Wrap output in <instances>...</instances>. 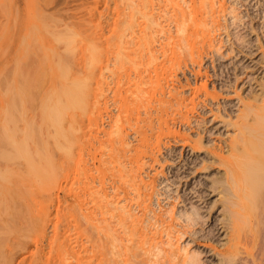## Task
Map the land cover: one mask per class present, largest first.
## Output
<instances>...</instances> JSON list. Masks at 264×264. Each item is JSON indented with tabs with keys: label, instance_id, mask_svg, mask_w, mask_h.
<instances>
[{
	"label": "rangeland",
	"instance_id": "obj_1",
	"mask_svg": "<svg viewBox=\"0 0 264 264\" xmlns=\"http://www.w3.org/2000/svg\"><path fill=\"white\" fill-rule=\"evenodd\" d=\"M185 1H188L186 4L189 5V3H191L190 5H192L191 0H185ZM222 3L225 5V8L224 11L222 10L221 12L218 11L219 15L216 14L215 17L217 19L216 18L215 19L216 21L217 20L218 21L217 22L213 21L210 22L209 24V27L212 25V28L210 27L212 30L215 29L214 31L215 36L217 37L216 45L218 49L220 48L219 49L220 51L218 50V52L215 53L213 51V53H210L209 55L205 56L201 64L200 63L193 64L190 58L186 59L189 57L188 56L189 54L187 53L186 55L187 57H185V60L188 62H185V64L183 63L182 68L181 69L177 68V71H175L176 69L173 68L172 72L170 73L169 68L171 69L170 66L172 65H170L171 61L169 60L168 62L167 59L168 58L171 59V57L174 58L173 54L175 52L174 53L172 52L176 50L174 44L169 42V41L172 42L173 40L168 39L169 40L168 41L166 39L168 35L166 34L167 32H171V29H175L176 21H172L170 19V21L168 22L167 19H169L170 17H173L172 19L175 18V14H173V11L175 9L174 7L172 8L171 7L168 8V6L164 7L163 5L165 3H163L162 7L164 8L159 10L158 9L159 5H158L157 8L155 7L154 10L155 11L154 13H156V15L160 14L157 12L159 11L162 12L163 16L161 19L163 20L164 18L165 21L168 23L166 22L164 23V20L161 21V23L163 22L165 24L164 27L162 23L164 28H169L166 29L167 31L165 30L166 37H164V34L163 35L158 34L160 36L157 35L159 38L158 39L156 38L157 40H156L155 49L156 51L159 50L157 52V54L159 55V56L157 55V57L160 59L157 62L159 66L158 65L156 66V64L153 66L150 65L149 67L145 65L148 67V69L147 67L143 66L139 70L138 69L134 70V68H132L133 65L131 67L128 64L127 65L128 67L127 68L125 67V71H123L124 68L122 69L120 68L121 69L120 71H122L120 73L119 69L116 70V68H114V66L112 65L113 62L115 61V59L112 57L114 56L116 58L115 55L117 50L115 45L117 43H115V40H112L113 38L112 39L110 38L112 37V33H110V31L114 30L113 27L114 25L112 26V24L116 22V18H117L116 17L117 13H115L116 7L114 6L116 4L115 0H89V1L88 0H0V175H1L0 176V191H1L0 192V264H58V262L60 264L61 254L63 253V251H61L63 249L60 250V248H62L63 246L60 245L59 247V242L62 241L63 234H65V232L68 231L66 230L67 227H65L67 220H69L68 216L71 214L73 210L74 211H76V209L78 210L79 207L78 204H80V201L74 195L75 194L74 192H77V186L74 182L76 181L77 183L78 174L75 173L77 171V169L75 171L76 166L72 167L75 164L71 162L72 164H74L71 166L69 162L67 163L65 161L64 155H62V151L60 150V147L61 149L63 147V143H62L63 138L60 132L58 133L56 132L60 130L58 126L60 122H58V120L57 122L56 120L55 122H53L54 120L51 121L49 117L50 111H48L47 109H48V104L51 103V101H55L57 99L62 87V82H64V76H63L64 69L61 60V54L64 52L71 53L70 51L72 49L73 50L76 49L75 51L78 53L79 50H81L80 48L82 47L78 46L77 43H79L83 38L84 40L82 39L83 41L82 43L88 44L89 43L88 40L91 38L89 36L93 32V30H97V31L99 30L100 34L102 32L106 34L107 37L105 36L104 33H102L103 35V37H101L102 41L98 39L99 41L96 40V43L97 42L99 43V45L102 47L101 50L103 49L102 50L103 52L106 51L104 52V54L107 57L106 56L103 57L104 58L106 57L107 59L102 58V60L104 59L105 61L104 63L107 62L106 63L107 65L108 63H110L111 65L109 64V66H112L110 67V70H113V72L112 71L110 72V70L103 71L104 73L102 77L104 79L103 82H105L104 88L106 87L105 89L106 95L104 94L105 97H103L105 100L104 99L102 100L104 103L103 102L101 103L100 119L102 121L99 123L100 125L98 127L99 130L97 129L96 133L93 134L92 136V137L95 136L94 139L91 137V139L94 140L93 143L91 139L87 143L89 145L91 143L92 146L91 152L89 151L90 150L89 148H91V146L89 147V145L87 146L88 148L86 152L88 153L90 152L91 154V155L87 154L89 155L87 156V159L89 160V164H90V165L88 164V167H90V169H92L93 167L92 170L94 171L92 172L95 173V174L93 173L95 175V180L97 179L96 187L99 184L101 186L99 185L97 188L100 187L102 188V186L103 187L107 186L106 192L111 193L112 190L110 188L114 187L112 185L111 180L120 179L116 177L118 174L116 175L114 173L113 174L108 173L107 177H104L106 180V182L104 183L108 182L106 185L101 181L104 180V178L102 179L103 176L102 175H101L102 177L100 176L101 174L100 170L103 167L102 161L108 158L105 156L106 155L108 156V154H110L108 152H111L110 150H108L109 147L111 149L112 148L111 145H113L114 143L113 141L117 139V137L115 136V131H116L115 128L123 125L124 133H126L125 131H127V134L131 133L130 135L124 134L128 137L127 138L125 136V138L131 141L130 144L132 146L133 152L130 155L135 157L136 154L135 158H137V156L139 157L138 161H135L136 159L134 158L133 160V162L135 161L133 163L134 165L130 161H128V159H126L124 164L125 165L128 164L126 165L128 169L134 166L133 167L134 171L138 172L139 179L140 177H142V179L146 180L147 182H151V181L153 182V188L148 192L150 196L148 201L149 204L151 203V207H153V209L155 208L156 212L159 214H164L165 212L167 213L166 209H168L169 211L170 208H173V211L172 209H170V211L172 212L169 214L170 217L166 215L165 218L167 217L168 218L167 219L164 218V219L168 221V223L169 221L173 224L175 223V225L179 222H180L179 225H181V221L177 219V217H179L180 215H184L186 212L189 213L191 212L193 213L194 211L198 213L200 212L199 214L201 216L195 222L196 224L199 221L198 223L200 225L197 223L198 225L197 224L194 225L193 226L194 228L192 229L189 228L190 231L179 229L181 227L178 224L176 225L177 227L175 229H178V231L179 230L185 232L187 231L186 232L187 234L182 236L180 240L178 239L179 237H177L176 239H178V241L175 242L177 243L179 242L178 246L180 245L181 247L182 245L184 247L188 246L187 247L188 252L199 251L200 253H202L201 255L199 254L201 257L200 264H216L217 257L214 256L213 252H211L209 248L207 249V246L211 244L213 246L216 245V242L214 241L215 243L214 244L212 240L217 239L218 236L214 235L215 231L212 232V229L215 228L216 219L220 217V212L222 210V207L220 205H222L221 199L223 197L219 199L220 196H218V194L214 193L215 194L214 196L213 194L209 193L210 189L208 188V184L210 185L209 181H211V179L207 180V178L212 175H215L214 179L216 178L220 179V177L224 178L223 174H225V167L224 168L221 167L222 165L218 163V158L212 156L209 149H207L206 147L201 149L199 147L198 149H196L198 151L193 152L188 147L182 148V144H184L185 141H190L191 144L193 143L192 145L198 147L201 146V144H198L201 138L205 143H208V141L212 140L209 144L212 145L213 147H219L225 142H228L229 140L228 136H230V134L233 132V128L226 127L227 123L225 124L224 121H226L227 119L225 120L224 116H226V113L228 114L232 112L234 116V113L237 110V107L234 104H237L238 100L240 98H245L246 95L247 97H250V99L251 98L253 99L254 98L253 96H255L254 94L256 95L259 94L261 83L262 82L264 83V69L262 70V68H264L263 51L257 52L256 53L257 56H255L256 58L254 60L246 58L244 63H241V65H239L241 61L240 59L244 57L241 53V50L244 51L247 50V45L246 43L245 44L243 43L242 38L247 36L248 33L249 34L251 33V26L253 27L255 26L254 28L256 29L255 30L256 33L255 34L251 33V35L248 37V40L251 42L253 41L252 42L253 45H256L258 47V45L260 46L258 42V38H259L262 41L261 46L264 47V0H224V2L222 0ZM186 4L184 6H187ZM157 9L158 11H156ZM232 9L233 10L237 9L236 14H238V16L241 15L239 16L238 20H235L232 17L234 16L233 14H231V11H233ZM172 14L174 16H172ZM164 15L165 16L168 15L166 16L167 19L166 17H164ZM171 21L175 23L172 24ZM214 22L217 24H215ZM212 23L215 24L216 28L215 26H213ZM250 23L252 24L249 26ZM98 25L100 26L99 28L97 27ZM91 28L94 29L91 30ZM65 30L70 31L75 36L76 34L79 37L82 36V38H79V40L77 39L78 37L76 36L74 38L73 45L71 47H67V50L65 49L66 47L64 45L65 43L61 41L62 36L66 32ZM89 32L91 33L89 34ZM109 35L111 36L109 37ZM112 41H114L113 42L114 44L112 43ZM82 43H79V45L81 44L82 46H85ZM98 43L96 45H98ZM168 43H170L171 45L170 46L167 45ZM111 45L113 46L112 49L114 48L113 50H111ZM133 48L134 47H132V50ZM164 49L167 50L168 53ZM169 52L170 54H172V56H170ZM163 58L164 60L166 59L167 61L166 60L164 61ZM108 59L111 60V62L110 61L108 62ZM166 62H168V64ZM163 64L164 66L165 64L169 65L168 66L169 68H166L167 66L165 67V69L166 70L168 69V71L166 70L164 71V69H162ZM244 64H246L245 66H247L248 68L246 69L244 67L242 68V65ZM129 66L132 68V70L131 68H129ZM237 66H238L237 70H234V68L236 69ZM155 68H157V70ZM159 69L160 71H163L162 77L165 76L164 77L165 81L159 80L160 83L152 79L153 77L155 78V80L159 79L157 78L158 73L160 75L162 73L159 72ZM243 69H245L244 72L245 71L246 72L241 75ZM114 70L116 71L115 74H114ZM154 70H156L157 72L154 73L155 72ZM165 72H168L167 74L168 76H166ZM238 73L240 75L239 76L240 78L236 77V74L238 75ZM127 74L129 75L127 76ZM111 75L114 76V78ZM139 75L140 78L142 77L144 79L146 77H147L146 79L152 77L151 79L155 83L157 82L156 83L157 85L158 84L161 85V83H163V85H161L163 86V88L159 87L163 95L160 94L161 92L159 90L158 91L160 93L158 91H155L154 93L153 90L155 88L153 87V85L155 83L151 86L153 88L152 92L154 93L152 95V101L155 97L159 98L158 100L165 98V100L169 102L167 103V107H166L168 111L166 110L164 112L160 110L161 112H163L161 113L159 112L158 109V112L157 113L155 112L156 110L154 107L158 108L159 104H157L158 100H155L156 98L152 102L151 98L148 95L150 94L149 91L151 90L150 88L151 84L149 85V83L153 82V81L151 82V80H149L150 82L148 83V88L150 89L147 90L148 88L144 87L146 89L145 91L149 92V93L145 92V94L147 93L146 95H148V98L147 96L144 97L145 102H147L146 98L149 99L147 102L148 108L147 107L145 108L141 107L138 109L135 108L137 111L135 110L133 112L132 110H130L128 111L129 112L128 113L126 110L123 109V107H121L122 104L124 103V101H122L123 96L121 95L123 94L125 97L126 95H130L132 92L134 94V91L136 90L135 88H133L134 87L133 84L136 81L137 82L139 81ZM143 75H145L146 77H144ZM247 78L250 79L253 78V79L250 80ZM258 79L259 81H257ZM260 79L263 81L261 82ZM147 81L148 80H145L144 82L147 83ZM119 82H121V84ZM123 85L124 87H122ZM144 86L147 87V85ZM127 88L131 89V90L128 89L129 94L126 91ZM156 92L158 93L159 96L157 95ZM18 93L20 94L19 96L23 97L22 98L23 101L19 99L17 100V98H19ZM154 95L157 96L153 98ZM131 96L132 94L127 97H131ZM124 99L126 100V98ZM174 100L175 101L180 100V101L175 102ZM105 102L107 104H105ZM149 102L151 103L150 104L151 106L149 105ZM175 104H177L178 106ZM179 104H181L182 106ZM225 110L227 112H225ZM138 111L140 114L137 113ZM149 111H151L152 114L151 112L149 113ZM131 113L132 115H129ZM146 113L147 115L149 114V116L152 115L153 117L152 119L154 122H152L151 128H146L148 130L145 129V131H148L147 135L149 136L153 135V137L151 136V138L152 140L154 139L153 140L154 142L159 141V143L161 144L159 152L155 151L156 153L155 152L153 153L152 151L148 150L150 151V153L152 152L151 153L153 154L152 156H156V158L151 157L148 151L143 153L141 151L135 152L136 147L138 149L139 147H141V145L139 144L141 135L140 133L136 134V130L138 129L137 127L143 124L142 121L140 120H142V118L149 117L146 115ZM47 114L49 115L47 116ZM222 114L224 116H222ZM216 115L218 119L216 118L214 121H212V119H214ZM51 117L54 118L53 116ZM65 120L66 119L61 121L60 119L61 123L63 122L61 127L65 125L66 122ZM164 120H166V122ZM138 122H140L141 124ZM166 125L167 127L171 128L170 130L172 131L170 133L172 134H169L170 130H168ZM111 126L114 128H112ZM57 127L59 130H56ZM160 128H162V130H160ZM56 133L59 134V136ZM159 133L161 134L158 135ZM28 134L30 136H28ZM227 134L229 135L227 136ZM27 137H29L30 139ZM112 138H116V139H112ZM59 139L61 141L60 144L62 146L59 145ZM12 140L14 142L16 141L15 144L14 143L12 144L13 142ZM17 140L19 141V143H22V145L20 144V146H23V149H20L18 147L19 143ZM25 140L28 143V145L27 143L24 144ZM110 141L112 142V144H110L111 143ZM137 145L140 146L138 147ZM117 147H119V145H117ZM15 148L20 149L17 150V151H21L20 155L18 152H16ZM93 148L96 149L98 148L97 149L98 151L96 149L94 150ZM24 149L26 150V152L22 151ZM27 150L29 151L27 152ZM103 150L106 151L104 152ZM94 151H97L95 152L96 155H94L96 160L94 159L92 153ZM28 153L32 155V158H30L31 156ZM104 153L105 155H103ZM138 153L140 156L137 155ZM23 154L28 155L29 158L28 156L26 157V155L24 156ZM39 154H41L42 156ZM225 155H227V153ZM61 157H63L64 159ZM92 159L94 161H92ZM31 160H33L34 163L36 161L35 163L36 166H38L37 164H39V166H42L40 163L44 164L47 170H43L44 168L43 166L42 168L43 171L46 172L48 170L51 171V175H49L48 173L51 180L45 174L47 177V178L45 177V179H49L51 181V184L50 181L48 183V185H50V188L48 189L49 191L47 190V193L43 190L42 186L41 188L39 186L40 189L39 191V189H37L38 185H33V182L31 181L32 179L31 178L29 179L26 176V173L29 174V172H25V170L27 168H30V166L32 167V169L35 167V164L33 163V161L31 162ZM202 160H205V166L204 165L201 166ZM63 161H65V163L67 164L63 163ZM136 162H138V164L141 163L139 165H141V167L143 166L142 170L137 169L138 164ZM25 165H27L28 167H26ZM67 166H68V170L66 169ZM96 167L99 168L98 171H96L97 169ZM193 167H196L197 169L196 173H189L192 172L190 170H192ZM73 168L74 171L70 170ZM22 171L25 172L24 173L25 175H22L23 174ZM67 171L69 172L67 173ZM5 172H7V174ZM3 174L5 175V178L3 177L4 176ZM51 176L52 177L54 176L55 180L52 181V179L54 178H52ZM38 179H41V177ZM25 180L26 181L28 180L27 182L29 184L30 182H32V184L29 185ZM20 181H22L23 183ZM24 183H26V185ZM27 184L29 185V187L31 186L30 189L31 191H33V193H31L32 194L31 196H30V192H31L30 189L28 187H25L28 186ZM73 184L76 188L73 186ZM119 185L121 186L120 183ZM123 185L124 184L122 183V187ZM16 186L19 189L21 188L20 189L22 191V192L20 191L21 194L23 193V191L24 193H28V197H26L27 195L24 193L23 195L24 196L26 195L25 197L23 195H19L15 188ZM27 188L29 189V191ZM36 189L38 190V194L36 193L37 192ZM124 189L125 188H123V190ZM120 190H122V188ZM123 190L121 191V193L123 192ZM41 192L43 194L46 193L47 195H49L48 193L51 192L50 197L52 198L50 202H48L46 205L48 206L50 203H52L47 207V209L48 208L50 209L47 210L51 212L50 214L48 212L50 216H48L45 220H43L44 223L42 226L43 234H40L41 231L40 230L38 231L36 228L40 224L39 207L41 204H39V202L41 203V201L46 195V194L43 195ZM150 192L152 193V195L150 194ZM33 194L35 197H33ZM40 195H42L41 196L42 198L40 197ZM30 197L31 199H28ZM87 197L88 196H86V198H83L86 199L85 201L83 200L84 201L83 207L85 211L88 212L92 210L94 211L93 207H95V205L94 202H92L93 199ZM118 197L120 198L122 196H118ZM37 198L42 200L41 201L36 200ZM124 198L125 197H123L122 201H125ZM153 199L154 201H152ZM213 200H220V202L218 201L216 208L210 210L211 207L210 202ZM34 201H38V204L37 202H35L38 206H36ZM76 202H78V204ZM91 202L93 203V205ZM31 203L32 204L34 203L33 208L31 206ZM35 207L36 208L38 207L39 210H37ZM31 210H33L34 212ZM99 210L101 211V209L99 208L96 209L97 214ZM37 213H39V215ZM65 215L67 217L66 218L67 220L64 219ZM44 230L46 233H44ZM193 231L195 232L193 233ZM212 235L216 237H213ZM215 247H217V249H220L218 248V246ZM57 252L58 254L59 253L60 254L57 255ZM192 252L190 253L192 254ZM55 261L56 263H54Z\"/></svg>",
	"mask_w": 264,
	"mask_h": 264
},
{
	"label": "bare ground",
	"instance_id": "obj_2",
	"mask_svg": "<svg viewBox=\"0 0 264 264\" xmlns=\"http://www.w3.org/2000/svg\"><path fill=\"white\" fill-rule=\"evenodd\" d=\"M191 1H192V5H190L191 3H189V5L186 4L188 1H185V0H166V1H163V0H136V1H133V0H117L116 1L115 0L116 4L114 6L116 7V10H115L116 12L115 11L114 12L117 13L116 14L117 18H116V22L112 24V26L114 25L113 26L114 30L110 31V33H112V37H110L111 35H109V37L111 39L113 38L112 40H115V43H117L115 45L116 50H117V52L115 50L116 58L112 54V56H113L112 58L115 59V61L112 64L114 66V68H116V70L119 69V71L122 68H124L123 71H125V67L127 68L128 64L131 67L133 65L132 68H134V70L135 69L139 70L145 65H147L148 67L150 65H152V66L155 64H156V66L158 65L157 62L160 59L157 57V55H158L157 52L159 50L156 51V49H155L156 48L155 47L156 40L159 38L158 36H160L158 34H162V35L164 34V37H166L165 36L166 31H167L166 29H169V28H164L165 27L164 23L166 22L164 18H163L164 23L162 22L164 27L161 23V21H163L161 19L163 16L162 12H160V11L157 12V13H160L158 15H156V13H154L155 7L157 8L158 5H159L158 6L159 10L164 8L165 6L166 7L168 6V8L174 7L175 10L174 9L173 10L175 12L173 11V14H175V18L172 19L173 17H170L169 19H167L166 16H168V15H166V16L164 15V17H166L168 22L170 21V19L172 21H176V23L171 21L172 24L175 23V25H176V27L174 26L175 29H171V32H167V34H166V35H168V37L166 38L167 40L168 39L173 40L172 42L169 40L168 41L170 43L174 44L175 50H176L173 52L171 50L172 53L175 52L173 54L174 58L171 57V59H169V58L167 59L168 62H169V60L171 61L170 62V65H172V66H170L171 69L168 67L169 65H167L168 62H166L167 64H165V66L163 64V68L162 67H159V68H162L165 71L166 70L165 67L167 66L166 68H169V71L171 73L173 68L176 69L175 71H177V68L178 69L182 68L183 63L185 64V62H188L185 60V57H187L186 56L187 53L189 54L188 55L189 57L186 59L190 58L192 60L191 62L193 64L194 63H198V64L200 63L201 64V62L203 61L205 56L209 55L210 53H213V51H214V53L218 52V50L220 48L218 49V47L216 45V38L217 37L215 36V32H214L215 29L212 30L211 29L212 25L210 26L211 27L210 28L209 24H210V22L216 21V19H217L215 17L216 14L221 12V10L224 11L225 5L222 3V0H191ZM223 2H224V0H223ZM163 3H165L163 5L164 7H162ZM185 4L187 6H184ZM87 7H88V5H87ZM82 8H83V6H82ZM158 9L156 11H158ZM82 12H83V10H82ZM236 13H237V9L231 11V14L234 15L232 17L235 20H238L239 16H241V15L238 16V14H236ZM167 14H168V12H167ZM173 14H172V16H174ZM168 22H166V23H168ZM214 23H212L213 26H215V24H217V23H215V24ZM251 24L252 23H250L249 26ZM99 25L97 26L98 28L100 27ZM254 27L251 26V33L255 34L256 29ZM72 28H74V27H72ZM215 28H216V26H215ZM92 29H94V28H91V30ZM66 30H69V29H66ZM172 30H173V32H172ZM90 33L91 32H89V34ZM102 33H104V32H102ZM102 33L100 34L99 30L98 31L93 30V32L89 36V37H91L90 38L91 41L89 39L88 44L82 43L83 42L82 36L79 37L76 34V36L78 37L77 38L78 40H79V38H82L79 43H82L85 46H82L81 44L79 45V43H77L78 46L82 47V48H80L81 50H79L78 53L75 51L76 49H74V50L72 49L70 51L71 53L64 52L61 54V60H62L63 69H64L63 70L64 82H62V87H61V90H60V93H59L57 99L55 101H51V103L48 104V109H47L48 111H50V115L54 117V118H52L49 114H47V116L49 115L51 121L54 120L53 122H55V120H56V122H57V120H58V122L61 123L62 120L66 119L65 125L63 127H61L63 122L61 124L59 123L60 125L58 124L60 130L57 127L56 130H59V131H56V132L57 133L60 132V134L63 138V140L61 139L62 143H63V147H62L63 150L61 149V147H60V150L62 151V155H64L65 161L67 163L69 162V164L71 166L75 164L72 167L76 166L75 171H76V169H77V171L75 173L78 174V177L76 176L78 181H77V183H76V181L74 182L77 186V192H74L75 193L74 195L78 198V200L80 201V204H78L79 201L76 199L78 201L76 203L79 206L78 210L77 209H76V211L73 210L74 212L72 211L71 214L69 212V214H70L69 216L67 215L68 213L66 214L68 216L69 220L66 219L67 218L66 215L64 216L65 217L64 219L67 220V222L65 221L66 222L65 227H67L66 230H68V231L65 232L66 235L63 234L62 241L60 240L61 242H59V247H60V245L63 246L62 248H60V250L63 249V250H61V251H63V253L61 252L62 254H61V258H60V264H200L201 263L200 255L202 253H200L199 251H194V252L189 251L188 252L187 251L188 246L184 247L182 245V247H181L180 245L178 246L179 242L178 243L175 242V241H178V239L180 240L182 236L187 234L186 233L187 231L186 232L180 231V230L178 231V229H175L177 227L176 225L177 224L179 225V223H180L179 221H181V225H179L181 228H179V229L190 231L189 228H191V229L194 228L193 226L199 222L198 221L195 224L197 219L200 218V216H201L199 214L200 212L199 213L195 212V211L193 213L192 212L191 213L186 212L184 215H180L179 217L176 216L177 219L179 220L178 221L179 223H177L175 225V223L173 224L170 221L168 223V221L165 220L168 218V217L165 218L166 215L169 216V214L172 213L170 211V209H172V211H173V208H170L169 211H168V209H166L167 213L165 212L164 214H159L156 212L155 208L153 209V207H151V203L149 204V201H148V199L150 198L148 192H149V190H151L153 188V182L152 181L147 182L146 180H143L142 177H140V179H139V176H138L139 174L137 171H134V168H133L134 166H132L128 169V167L126 166L128 164H126V165L124 164L126 159H128V161H130L133 164L135 161L139 160V157L137 156V158H135L136 154H135V157L130 155L133 152L132 146L130 144L131 141H129V139L127 140L125 138V136L130 135L131 133L127 134V131H125L126 133H124V131H123L124 126L122 124L121 125L123 127L118 126L117 128H115L116 129L115 136L117 137V139L112 138V139H116V140L113 141L114 143H113V145H111L112 148L110 149V147H109L108 150H110L111 152H108L110 154H108V156L107 155L105 156L108 158L106 160L102 161L103 167L100 170L101 174L99 173L100 176L101 175L103 176V177L101 176L102 179L104 177H107L108 173H112V174L114 173L116 175L118 174L116 177L120 178L121 180L120 179L119 180H115V179L111 180L112 185L114 186V187L110 188L112 190L111 193L106 192V187H107L106 185L108 182L104 183V182H106L105 178H104V180H101V179L100 180L102 181V183L106 184V185H104L106 187L102 186V188L101 187L97 188L100 184L96 187V183H97L96 180L97 179L95 180V175H94L95 173L92 172V171H94V170H92L93 167H92V169H90V167H88L89 160L87 159V156H89L87 154H90V152L92 150V146H91V143H90V145L87 143L90 141L93 134L96 133V130L100 126L99 123L102 121L100 119L101 103L103 102L102 101L104 99L103 97H105L104 94H105V89H106V87L104 88L105 82H103L104 79L102 76L104 73L103 71H106V70L108 71V70H110V67H112V66H109L110 63H108V65L106 64L107 62L104 63L105 62L104 59L107 57L104 54V52H106V51L103 52L102 51L103 49L101 50L102 47L99 45L98 42H97L98 45H96L97 44L96 40H98V39L101 40V37H103ZM251 33L250 34L248 33V35L246 34L247 36L242 38L243 43L244 44L246 43V45H247V50L246 51L241 50V53L244 57L242 59H240L241 61H240L239 65H241V63H244L246 58L254 60L256 58L255 56H257L256 53L259 51H263V53H264V47L261 46L262 41L258 38V36H257V38H258V42L260 44V46L258 45V47L256 45H253V43H252L253 41L251 42L248 40V37L251 35ZM76 36L74 34H72L70 31H66L65 34L62 36L61 41L63 43H65L64 45L66 46L65 47L66 50H67V47H71L73 45L74 38ZM105 36H106V34H105ZM113 42L114 41H112V43ZM170 43H168L167 45L170 46L171 45ZM75 44H76V42H75ZM106 44H107V42H106ZM108 44H110V43H108ZM73 47H75V46H73ZM112 47L113 46L111 45V50L114 49V48L112 49ZM132 47H134L135 49L133 48V50H132ZM176 47H177V49H176ZM248 47H249V49H248ZM107 48H106V50H107ZM254 48H256V49H254ZM171 49H174V48H171ZM165 51H167V50H165ZM111 52H113V51H111ZM167 53H168V51H167ZM102 54H104V55H102ZM169 54H170V52H169ZM165 55H168V54H165ZM103 56H106V57L104 58ZM170 56H172V54H170ZM102 58H104V59L102 60ZM163 60H164V58H163ZM109 61L111 62V60L108 59V62ZM245 65L246 64L242 65V68L243 67L245 69L248 68ZM130 66H129V68H131ZM147 66H145V67H147ZM73 67H75V68H73ZM148 67H147V69H148ZM129 68H128V70H129ZM132 68H131V70H132ZM237 68H238V66L236 67V69L234 68V70H237ZM75 69H76V71H75ZM155 69L157 70V68H155ZM245 69H243V71L241 72V75L246 72V71L244 72ZM263 69L264 68H262V70ZM156 70H154L155 71L154 73L157 72ZM73 71H75V72H73ZM111 71L113 72V70H110V72ZM166 71H168V69ZM239 71H241V70H239ZM121 72L122 71H120V73ZM159 72H162V73H161V75L158 73V77H157V78H159L158 80H155L154 77L153 78L151 77L154 81H158V83H160L159 80L165 81V79H164L165 76L162 77L163 71H160V69H159ZM115 73H116V71L114 70V74ZM130 73H131V71H130ZM165 73H166V76H168L167 75L168 72H165ZM196 73H197V71H196ZM141 74H143V73H141ZM128 75L129 74H127V76ZM143 76L146 77L145 75H143ZM159 76H161L162 79ZM239 76H240L239 73H238V75L236 74V77H239ZM112 77L114 78V76H112ZM141 78L139 75V81L138 82L136 81L133 84L134 85L133 88H135L136 91L132 90V91H134V94H133V92L132 93L130 92L132 94L131 97H127V96H130L131 94L126 95L125 97L123 94L121 95V96H123L122 101H124V103L122 104L121 107H123V109L126 110L127 112L130 110H132L134 112L136 110L135 108L138 109L141 107H144V108L147 107L148 106L147 102L149 100V99H147L148 95L152 101V95L155 93V91L159 90L161 92L159 87L163 88V86H161V85H163V83H161V85L160 84L157 85L156 84L157 82L155 83L151 78H148V79H146L147 77L145 79L144 78L141 79ZM247 79H250V78H247ZM252 79H250V80H252ZM105 80H106V77H105ZM134 80H133V82H134ZM145 80H148L147 83L144 82ZM149 80H151V82L152 81L153 82L149 83L150 82ZM257 81H259V79ZM262 81L263 80H261V82ZM119 83L121 84V82H119ZM148 83H149V85L151 84L150 85L151 90L149 91L150 94L146 95L147 93L145 94V92H148V91H145L146 90L145 88H148ZM247 83H249V82H247ZM131 85H132V82H131ZM144 85H147V87ZM152 85L155 88L154 90L151 87ZM258 85H260V84H258ZM122 87H124V85ZM150 88H148L147 90H149ZM128 89H130V88H127V90H126L127 93L129 91ZM152 90L154 91V93L152 92ZM162 91H165V90H162ZM205 91H206V89H205ZM259 91H260L259 94H257V95L254 94L256 97L253 96L254 98L253 99L251 98L252 101L254 100L253 102L251 101L250 97H247V95L245 98H240L238 100V103L234 104L237 107V110L234 113V116H233V112L228 113V114L226 113V116H224L222 114V116L225 117V120L227 119L226 121H224L225 124L227 123L226 127L227 128H229V127L233 128V132L230 134V136H228L229 134H227L228 139H229L228 142H225L224 144L220 145L219 147H213L212 145L209 144L212 140L208 141V143H205V142H203V139L201 138L200 141L198 142V144H201V146H198V147L196 146L197 148L194 145H192L193 143L191 144L190 141H185L184 144H182V148L188 147L193 152L198 151L196 149H198L199 147H200V149L206 147L207 149H209L212 156L218 158V163H220V165H222L221 167H223V168L225 167V174H223L224 178L220 177V179H217V178L214 179L215 175L208 177L209 179L207 178V180L211 179V181H209L210 185L208 184V188L210 189L209 193L213 194L214 196H215L214 193L218 194V196H220L219 199L223 197L221 199L222 205H220L222 207V210L220 212V217H218L216 219L215 228L212 229V232L215 231V233H216V234L214 233V235H216L218 237H217V239H213V240L211 238L213 243H214V241L216 242L215 246H218V248H220V249H217V247L213 246L212 244L207 246V249L209 248L210 251L213 252L214 256L217 257L216 264H264V83L263 82L260 85ZM160 94L163 95L162 92ZM164 94H165V92H164ZM19 95L20 94L18 93V96ZM157 95H158V93H157ZM157 95H154L153 98ZM146 96H147V98H146L147 102H145V99H144V97H146ZM22 98L23 97L19 96V98H17V100L19 99V100L23 101ZM124 98H126V100ZM155 98H154L155 100L159 99L157 97H155ZM154 99H153V101H154ZM178 101H180V100H176L175 102H178ZM156 103H157V101H156ZM167 103H169V102H167V100H165V98L158 100L157 104H159V107L158 108L154 107L156 110L155 112L157 113L158 109H159V112H161V111L165 112L166 110L168 111V109L166 108ZM180 103H182V102H180ZM105 104H107V103L105 102ZM150 104L151 103L149 102V105ZM177 104H175V105H177ZM179 105H181V104H179ZM150 108H152V107H150ZM231 110H229V111H231ZM139 111H140V109H139ZM139 111L137 113H139ZM150 112L151 111H149V113ZM225 112H227V111L225 110ZM161 113H163V112H161ZM151 114H152V112H151ZM129 115H132V113ZM146 115H147V113H146ZM220 115H219V117H220ZM147 116H149V114ZM49 117H47V118H49ZM138 118H139V116H138ZM152 118L153 117L151 115L147 118H142V120H140L141 118L139 119L140 121H142L143 124L138 122L141 125L139 127H137L138 129L136 130V134L140 133V135H141L140 136L141 139L139 140L140 141L139 144L141 145V147H139L140 145L139 146L137 145L139 147V149L137 147L136 148L134 147L135 152L141 151L143 153V152H147L148 150L152 151L153 153L155 151L159 152L161 144L159 143V141L154 142L153 141L154 139L152 140V138H151V136L153 137V135L149 136V135H147L148 131H145L146 128H151V124H152V122H154ZM216 118H217V115L214 119H212V121H214ZM60 119H61V121H60ZM164 121L166 122V120H164ZM166 127H167V125H166ZM112 128H114V127H112ZM167 128H168V130L171 129L170 127H167ZM146 130H148V129H146ZM160 130H162V128H160ZM171 131L172 130L169 131V134H172V133H170ZM27 133H28V131H27ZM163 133H166V132H163ZM124 134H126V135H124ZM160 134L161 133H159L158 135H160ZM57 135L59 136V134H57ZM158 135H156V136H158ZM198 135H200V134H198ZM28 136H30V135L28 134ZM94 137H92V138L94 139ZM27 138H29V137H27ZM93 139H91L92 143L94 141ZM15 142L13 141L12 144L13 143L15 144ZM18 143H19V141H18ZM18 143H16V144H18ZM25 143H27L26 140H25L24 144ZM60 143H61V141L59 139V145L62 146ZM20 144L22 145V143H19L18 147L20 149H23V146H20ZM110 144H112V142ZM27 145H28V143H27ZM27 145H26V147H27ZM88 145H89V147L91 146V148H89L90 149L89 153L86 152ZM117 145H119V147H117ZM19 148H15V149H16V152H18L20 155L21 151H17V150H20ZM140 148H142V149H140ZM93 149L95 150L96 148H93ZM29 150H27V152ZM22 151L26 152L25 149ZM97 151L92 152L93 156L96 155L95 152H97ZM150 151H148V153H150ZM30 153H28V154H30ZM151 153H150L151 157L156 158V156H152L153 154H151ZM226 153H227V155H225ZM144 154H146V153H144ZM23 155L25 156L26 154H23ZM39 155H41V154H39ZM103 155H105V153ZM137 155H139V153ZM27 156L28 155H26V157ZM30 156H31L30 158H32L31 154H30ZM40 157H38V158H40ZM21 158H22V155H21ZM28 158H29V156H28ZM61 158H63V157H61ZM134 158L136 160L133 162ZM154 158H153V160H154ZM94 159H95V156H94ZM32 161L33 160H31V162ZM65 161H63V163H65ZM92 161H94V160L92 159ZM71 162H73L74 164H72ZM33 163H34V161H33ZM33 163H32V165H33ZM35 163H36V161H35ZM67 163H65V164H67ZM136 163L138 164V162H136ZM24 164H26V163H24ZM40 164L42 166H39V164H37L38 166H36V164H35V167H37V168H35V167L34 168L36 170L34 168L32 169V167L30 166V168H27L25 170V172H29V174L34 175V176H31L28 173H26V176L29 179L30 178L32 179L31 181L33 182V185H38V188L36 187L37 189H39V186H40V188L42 186L43 190L47 193V190L50 188V185H48V183L51 180V178L49 177V175H51V171L50 170H48L50 172L43 171V170H47V169H46L44 164H42V163H40ZM139 164H141V163H139ZM139 164H138V168L137 167L136 168L138 170H142L143 166L141 167V165H139ZM70 165H68V166H70ZM203 165L205 166V160H202L201 166H203ZM25 166L28 167L27 165H25ZM43 166H44V168H43ZM68 166L66 168L67 170H68ZM65 167H66V165H65ZM98 167H96L97 169L95 168L96 171H98V169H99ZM42 168H43V170H42ZM208 168H210V167H208ZM70 170L74 171V168L70 169ZM193 170H195V171H193ZM196 170H197L196 167H193L192 170H190L192 172H189V173H196ZM110 171H112V172H110ZM25 172L22 171V173H23L22 175H25L24 174ZM68 172L69 171H67V173ZM5 173L7 174V172H5ZM48 173H49V175H48ZM45 174L48 176V178L50 180L45 179V177H46ZM9 175H7V176H9ZM39 176L41 177V179H38V178H40ZM3 177L5 178V175ZM63 177H65V176H63ZM52 178H54V176ZM74 178H75V176H74ZM53 180H55V178L52 179V181ZM20 182H22V181H20ZM32 182H30V184H32ZM109 183H110V181H109ZM119 183L121 184V186L119 185ZM122 183L124 184L123 187H122ZM24 184L26 185V183H24ZM50 184H51V181H50ZM29 185L25 186V187H28L30 189L31 186L29 187ZM73 186H74V184H73ZM116 186H118V187H116ZM154 187H155V184H154ZM15 188H16L17 193L19 195H23L24 191L21 194V192H22L20 190L21 188L19 189V188H17V186ZM121 188H122V190H123V188H125L127 190L124 189L123 192L121 193V191H122V190H120ZM29 189H28V191H29ZM154 190H152V191H154ZM30 191H31V189H30ZM39 191H40V189H39ZM31 193H33V191L30 192V196L32 195ZM36 193L38 194V190ZM50 193H48L49 195H47V194L45 195L42 193L43 195H45L43 200L41 199L42 201L40 199H38L39 196L36 199V200L41 201V203L39 202V204H41L39 207L40 208V215H39V213H37L39 215L40 224L38 227H36L38 231L39 230L41 231L40 234H43V228H42V226L44 224L43 220H45L48 216H50L49 214L51 213L50 211H47L49 209V208L47 209V207L52 203H50L48 206H46L47 203L50 202V200L52 199L50 197ZM114 193H115V195H114ZM2 194H4V193H2ZM24 194H26L27 196L26 195L25 196L28 197V193H24ZM150 194L152 195L151 192H150ZM41 196L42 195H40V197ZM86 196H88L87 198L93 199L92 202H94V205H95V207H93L94 211L92 210L93 212L92 211H90V212L85 211V209L83 207L84 201L86 200L83 198H86ZM118 196H122V197L119 198ZM33 197H35L34 194H33ZM117 197H118V199H117ZM123 197H125L124 198L125 201H122ZM28 199H31V197ZM119 201H121V202H119ZM152 201H154V199ZM218 201L220 202V200H213L210 202V205H211L210 210L216 208ZM35 202H37V204H38V201H34V203ZM33 204L31 203L32 208L34 207ZM37 204H36V206H38ZM92 205H93V203H92ZM75 206H76V204H75ZM97 208L101 209V211L99 210L98 214L96 211ZM36 209L39 210L38 207ZM37 210H36V212H37ZM68 210H69V208H68ZM31 211H33V210H31ZM48 212H49V214H48ZM173 217H174V214H173ZM70 218H73V219H70ZM39 220H38V222H39ZM35 232H36V229H35ZM194 232L195 231H193V233ZM44 233H46L45 230H44ZM188 233H190V232H188ZM214 235H212V236L216 237ZM177 237H179V238L176 239ZM58 240H57V242H58ZM190 252H192V254ZM59 254L57 252V255H59ZM58 257H57V260H58ZM54 263H56V261ZM58 264H59V262H58Z\"/></svg>",
	"mask_w": 264,
	"mask_h": 264
}]
</instances>
